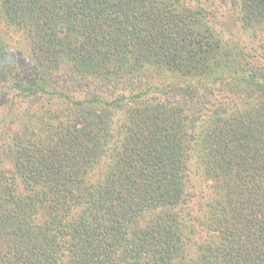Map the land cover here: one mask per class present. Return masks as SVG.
<instances>
[{"label": "trees", "instance_id": "obj_1", "mask_svg": "<svg viewBox=\"0 0 264 264\" xmlns=\"http://www.w3.org/2000/svg\"><path fill=\"white\" fill-rule=\"evenodd\" d=\"M215 2L264 26V0H0V264H264V70Z\"/></svg>", "mask_w": 264, "mask_h": 264}, {"label": "rangeland", "instance_id": "obj_2", "mask_svg": "<svg viewBox=\"0 0 264 264\" xmlns=\"http://www.w3.org/2000/svg\"><path fill=\"white\" fill-rule=\"evenodd\" d=\"M190 5H199L201 4L204 6V0H185ZM198 1V2H197ZM199 3V4H198ZM206 6V5H205ZM210 12L209 15H211L213 18V21H217L218 19H224L226 16H229V18H226L223 24H219L216 26L218 31L220 32L219 37L223 39L222 41L229 42V45L231 46L232 53L234 56H242L244 58V63L246 64L247 70H242V72H246L248 70L257 71L260 69L264 70V26H260L257 28L252 29H240V26L236 25V20L234 18L235 15V9L227 8L226 5H222L220 2H215L214 6L209 7ZM4 28V25L0 24V30ZM3 32L4 29H3ZM6 33V32H5ZM19 36V35H16ZM17 39H21V37H17ZM19 42V41H18ZM12 43L18 45L16 41H13ZM164 78L160 77L157 81L160 83V87L156 90L152 89L150 90V95L154 96L159 103H174L175 101H179L181 94L175 95L176 93H170L168 92L170 88V82H175V79L169 77L168 75L163 76ZM157 90H161L162 92H159ZM208 90L212 91V95L210 96L207 94ZM167 91V92H166ZM128 93V92H127ZM180 93V92H179ZM205 94V95H204ZM225 88L218 87V86H212L211 89H200L195 94V99L199 100L202 97H205L206 101L210 97H213L215 100H223L225 99ZM227 95V94H226ZM0 103H5L7 100L10 99L11 94L9 92H1L0 94ZM259 95L254 96V99L260 100L258 98ZM261 97V96H260ZM48 99H44L41 104L45 107L44 110L38 112L39 114H44L43 118L48 119V117H58L56 122H63L67 121V117L65 113H61V109L63 108L61 105H58L55 109L47 103ZM254 102L249 104H244V102L241 103V106L239 107L240 110H243L244 108H252ZM51 104V103H50ZM20 109L18 110L21 114V117H25L26 121H31L29 117H32L33 115L31 113L23 114V110L29 109L28 104H19ZM30 110H33V108L30 107ZM113 113V117H115V112ZM1 111H0V119H1ZM19 116V114L17 115ZM117 118V116H116ZM40 130H42L41 127H39ZM7 169H10L9 164H7V161L0 162V173L4 174L6 173ZM3 176V175H2ZM38 217V221L41 220V215L36 216Z\"/></svg>", "mask_w": 264, "mask_h": 264}]
</instances>
